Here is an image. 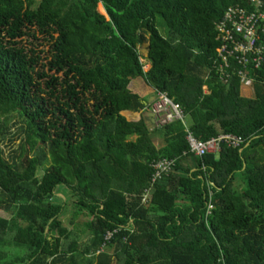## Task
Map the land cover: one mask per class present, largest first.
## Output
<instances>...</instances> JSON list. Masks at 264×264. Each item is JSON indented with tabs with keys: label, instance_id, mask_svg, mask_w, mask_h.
Masks as SVG:
<instances>
[{
	"label": "trees",
	"instance_id": "obj_1",
	"mask_svg": "<svg viewBox=\"0 0 264 264\" xmlns=\"http://www.w3.org/2000/svg\"><path fill=\"white\" fill-rule=\"evenodd\" d=\"M231 6L256 11L249 0H0V264H264V65L248 67L255 98L241 94L238 59L222 78L216 25ZM148 90L179 104L186 125L127 120L149 108ZM13 114L24 136L6 155ZM189 132L244 142L197 156ZM164 158L176 165L152 184ZM69 215L84 218L86 240Z\"/></svg>",
	"mask_w": 264,
	"mask_h": 264
},
{
	"label": "built area",
	"instance_id": "obj_2",
	"mask_svg": "<svg viewBox=\"0 0 264 264\" xmlns=\"http://www.w3.org/2000/svg\"><path fill=\"white\" fill-rule=\"evenodd\" d=\"M255 6L256 11L248 12L239 7H229L224 17L217 23L218 39L221 45L218 47V57L222 59L220 71L222 78L229 77L227 68L230 66L229 59L234 57L238 59L243 68L239 75L248 82V67L255 65L261 68L264 65V46L259 43L260 33L264 31V10L260 0H249ZM152 115L155 126L162 128L175 121H181L186 125V117L181 106L175 103L166 93L157 92L154 102L147 109ZM187 141L189 144V153L197 156H204L210 152H217L221 144L229 147H238L244 142L240 135L233 133L220 134L217 137L210 138L206 141L197 140L192 133H188ZM176 159H160L151 164L154 174L151 183L154 184L164 175H167L176 165ZM150 190L145 192L143 203L149 200ZM112 232L106 236L107 239L112 237Z\"/></svg>",
	"mask_w": 264,
	"mask_h": 264
},
{
	"label": "rangeland",
	"instance_id": "obj_3",
	"mask_svg": "<svg viewBox=\"0 0 264 264\" xmlns=\"http://www.w3.org/2000/svg\"><path fill=\"white\" fill-rule=\"evenodd\" d=\"M41 0H36V3L38 4ZM32 41V40H29ZM37 47H39L40 51H43V57H47L49 55V51H50V44L47 42L46 39H44V36L39 35V41L35 42ZM147 44L141 45L140 46V52H141V60L143 61V63L145 64L144 68L145 70H148L150 68V60L147 58ZM242 84H244V87L242 85V89L243 90L241 92L242 96L244 97H248V98H255L256 97V92H255V87H254V83L253 82H248V81H243ZM25 127V121L23 120L22 117H20L17 114H13L11 115V120L8 122L7 127L4 128V141L2 143V146L4 147L5 151H6V155L8 154V152L12 149H20L19 145L21 142V139L24 136V130L23 128ZM42 148H38L36 150L37 154H40L42 151ZM19 152V151H18ZM48 152V151H47ZM32 154H34L33 152H30ZM49 165V160L45 161V163L43 164V169L45 166ZM41 174L44 173V170H41L40 172ZM58 192V197L64 198V191H62L60 188L57 189ZM0 216L4 217V218H9V215L6 214L5 212L0 211ZM71 215H69L67 218L64 219L63 222H65L67 224V226L69 227V229H71L72 231H75V233H77L80 237V239L82 241L86 240L89 235L85 230V227L82 224V221L84 220L83 217H79L77 219H75V222L73 224L70 223V219ZM90 218L89 216L86 217V219Z\"/></svg>",
	"mask_w": 264,
	"mask_h": 264
},
{
	"label": "crops",
	"instance_id": "obj_4",
	"mask_svg": "<svg viewBox=\"0 0 264 264\" xmlns=\"http://www.w3.org/2000/svg\"><path fill=\"white\" fill-rule=\"evenodd\" d=\"M146 52L148 53V49L146 50ZM150 67H151V62H150ZM242 85L244 87V84H242ZM242 85H241V89L243 88ZM203 89H204L205 92H207L205 87ZM242 91L243 90H241V92ZM148 93H149V100H148V103H147V107H150L151 104L155 100L156 94L151 93L150 90H148ZM121 114L123 116H125L127 118V120L135 121V122L140 120L143 117V118L146 119V122H147V125H148L150 131H153L154 128H156L154 119H153L152 115L149 113V111L147 110V108L144 111H140V112L124 111ZM135 138H136L135 136L132 137V139H135ZM155 141H156V146L159 148L160 147V143H161L160 136L156 135V140Z\"/></svg>",
	"mask_w": 264,
	"mask_h": 264
}]
</instances>
